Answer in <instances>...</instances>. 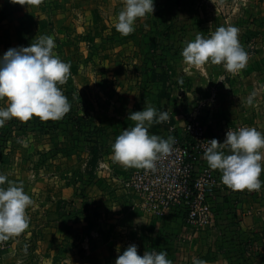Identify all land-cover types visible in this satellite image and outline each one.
I'll use <instances>...</instances> for the list:
<instances>
[{
  "label": "crops",
  "instance_id": "obj_1",
  "mask_svg": "<svg viewBox=\"0 0 264 264\" xmlns=\"http://www.w3.org/2000/svg\"><path fill=\"white\" fill-rule=\"evenodd\" d=\"M154 5L153 15L138 19L135 31L122 36L115 23L124 0H29L30 17H45L49 23L57 20L61 45L66 44L62 38L75 39L77 45L86 42L89 52L106 56L103 64H110V70L125 73L120 82L109 76L110 83L136 85L139 102L149 98L158 112L167 111L173 126L154 123L151 135L167 140V128L175 130L189 119L221 143L229 128L252 127L264 133V0H154ZM221 26L239 29V41L248 53L242 70L231 74L222 65L196 67L183 62L181 52L188 42L197 34L208 38ZM162 70L168 77V98H160L163 85L152 76ZM113 143L99 155L92 177H84L83 191L45 193L42 205L35 206L43 218L44 234L37 244L44 253L51 245L60 246L61 264H115L129 245L135 244L143 256L145 251L161 252L180 241L175 236L177 221L183 218L175 217V211L160 216L146 209L143 198L124 186L137 168L126 171L114 161ZM217 175H221L218 170ZM260 179L264 181V172ZM62 200L69 202L65 205ZM211 209L208 223L199 227L218 230L226 243L240 251V262L264 264V186L258 192L219 190ZM181 222L186 228L195 227L184 219ZM4 245L0 242L1 249ZM83 249L87 250L84 260L78 254ZM217 259V264H230L223 253Z\"/></svg>",
  "mask_w": 264,
  "mask_h": 264
},
{
  "label": "rangeland",
  "instance_id": "obj_2",
  "mask_svg": "<svg viewBox=\"0 0 264 264\" xmlns=\"http://www.w3.org/2000/svg\"><path fill=\"white\" fill-rule=\"evenodd\" d=\"M0 3V57L10 48L30 46L41 36L52 37L56 44L54 53L70 64L66 82L59 87L71 105L70 111L58 121H41L33 117L22 123L11 119L4 127H0V174L6 175L8 180L18 185L22 184L25 193L34 201L33 206L27 210L29 228L18 237L2 241L5 245L3 249L0 246V264H61L58 260L60 246L55 245L53 249L51 245L44 253L41 244H37L38 239L43 240L44 234L43 218L35 206L42 205L45 193L55 196L60 191H83L84 177L90 172L89 161L105 154L118 135L134 126L135 122L128 119L129 114L142 111L144 105H150L149 98L148 102H139V88L136 85L126 88L113 81L110 83L107 78L113 76L120 82L122 77L125 80V73L120 69L110 70L109 63V67L103 64L106 56L89 52L86 42L77 45L75 39L62 38L66 44L61 45L57 37V20L55 24L52 19L49 23L45 17H30L29 0H17L16 3L0 0ZM133 59L134 56H130V60ZM108 69L112 73H107ZM126 97L129 99L125 103L123 100ZM0 107H6V104L0 102ZM164 124L173 126L171 118ZM183 126L175 130L167 128V135L173 140L182 139ZM194 165L195 175L200 179L205 170L217 173L207 163ZM130 169L127 167L126 171ZM62 202L67 205L69 201ZM177 215L175 217L178 219L183 218L179 213ZM181 220L177 221L179 228L175 236L180 241L168 246V249H160L161 252H170L172 264H192L194 258L206 261V264H217L219 253H223L226 258L229 256L230 264H246L239 260L240 251L235 250L231 242L226 243L218 230L196 225L186 228ZM45 235L47 240L49 234ZM86 252L84 249L82 252L79 250L82 260L86 258Z\"/></svg>",
  "mask_w": 264,
  "mask_h": 264
},
{
  "label": "clouds",
  "instance_id": "obj_3",
  "mask_svg": "<svg viewBox=\"0 0 264 264\" xmlns=\"http://www.w3.org/2000/svg\"><path fill=\"white\" fill-rule=\"evenodd\" d=\"M154 0H124L115 30L122 36L135 31V23L147 14L153 15ZM56 44L50 36H41L27 47L10 48L0 57V127L11 119L28 122L33 117L41 121L61 120L71 108L59 85L66 82L70 64L54 53ZM183 62L192 66L206 63L222 65L231 74L242 70L248 53L239 41V29L221 26L210 37L197 34L181 52ZM251 100H249V103ZM134 126L125 129L112 144V156L118 164L137 169L155 170V162L173 150L174 140L151 135L149 128L168 120L167 111L158 112L150 105L129 114ZM204 152L211 170L221 173V183L232 191L258 192L264 186V133L252 127L230 128L223 142L212 139ZM225 149L227 151H225ZM5 185H7L5 187ZM34 201L22 184L0 174V242L18 237L29 228L27 210ZM117 246V252H119ZM115 264H172L167 252L138 255V247L129 245L118 255ZM192 264H206L193 259Z\"/></svg>",
  "mask_w": 264,
  "mask_h": 264
},
{
  "label": "built area",
  "instance_id": "obj_4",
  "mask_svg": "<svg viewBox=\"0 0 264 264\" xmlns=\"http://www.w3.org/2000/svg\"><path fill=\"white\" fill-rule=\"evenodd\" d=\"M182 136L174 140L170 154L155 162L154 171L136 169L124 186L143 198L146 209L160 216L175 211L187 223L203 226L212 216L214 195L229 188L221 183V175L217 173L205 170L202 179L195 175L194 164L204 159L207 141L212 138L206 137L202 127L192 119L184 124Z\"/></svg>",
  "mask_w": 264,
  "mask_h": 264
},
{
  "label": "trees",
  "instance_id": "obj_5",
  "mask_svg": "<svg viewBox=\"0 0 264 264\" xmlns=\"http://www.w3.org/2000/svg\"><path fill=\"white\" fill-rule=\"evenodd\" d=\"M153 77H158L160 82L162 83L163 85V91L160 95V98H168V94L166 92V84H167V81H168V77L167 75L165 74L164 70H162L160 73H155L153 72L152 74ZM89 167H90V172L88 174V176H92V173H93V170L95 169L96 165H97V157H93V159L91 161H89L88 163ZM178 216V215H176Z\"/></svg>",
  "mask_w": 264,
  "mask_h": 264
}]
</instances>
